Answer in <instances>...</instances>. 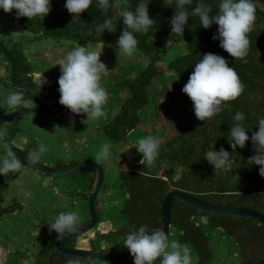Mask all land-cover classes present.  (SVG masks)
Returning <instances> with one entry per match:
<instances>
[{"label": "trees", "instance_id": "trees-1", "mask_svg": "<svg viewBox=\"0 0 264 264\" xmlns=\"http://www.w3.org/2000/svg\"><path fill=\"white\" fill-rule=\"evenodd\" d=\"M65 2L66 0H51V10L43 19L17 18L15 9L9 14L21 29L23 37H27L28 43L51 39L79 45L103 44L118 49L117 40L125 26L119 15L120 8L114 0H110V7L106 12L98 7V0H93L89 9L80 14V19H73V15L64 6ZM200 2L201 0H192L191 4L185 6L190 16L181 37L171 33L170 20L175 13V0H151L148 11L154 19V24L147 33L135 34L138 50L134 54L133 64L138 70L135 71L134 77L121 79L120 86L126 95L120 101L117 116L103 132L113 142H125L133 131L149 122L150 116L145 114L149 107L154 106L152 98L155 94V81L161 80L159 65L164 66L169 74L167 81L174 85V100L183 97L182 88L194 70L195 63L203 54L209 52L224 56L228 60L229 66L235 68L245 85L244 91L234 100L226 101L222 110L206 121L195 117L192 102L188 99L183 106L182 117L177 121L178 130L161 145L155 167L142 165L140 160L131 165L120 166L118 177L124 197L120 218L124 217L126 223L116 233L105 235L104 238H110L114 234L125 238L128 232L138 229L143 223L153 228H161V203L172 191L184 192L208 204L250 209L264 215V177L259 175L258 165L248 163L249 157L256 151L251 142V135L258 131L259 118L264 117V0H255L256 20L249 33L248 55L243 59L233 58L219 47V40L213 39L217 25L213 24L204 29L200 26L199 17L191 15L192 9ZM203 2L211 5L210 15H214L219 0ZM138 3L139 0H128L127 6L135 10ZM108 17L112 18L116 31L97 32L96 26ZM22 39L12 41L10 49L2 42L1 44L13 59L17 82L29 83L32 82L31 66L26 61ZM178 46L181 50L172 53L168 58L169 51ZM0 67L5 70L3 78L0 77L4 84L2 87L9 86L8 67L3 57ZM173 81L177 82L173 84ZM56 88L57 85L54 84L49 90L55 92ZM40 107H45V104ZM237 111L244 113L243 121H234L233 117ZM4 114H0V117ZM235 123L242 124L249 135V141L243 148L237 146L233 149L229 141V131ZM164 132L165 129L161 135ZM161 135L157 134L158 138ZM212 146L217 151L223 146L231 154L229 164L214 169V166L204 159L206 151ZM75 165L77 164H72ZM90 177L86 182L89 191L94 175ZM6 190L7 185L0 175V221L6 214L20 208L18 203L4 206ZM41 227L49 230L46 223ZM169 230L176 240L187 242L191 246L199 258L197 264H206L211 258L210 241L211 235L215 234L233 239L237 246L235 253L238 254L239 264H247L264 253V229L255 221L208 215L177 200L171 205ZM56 235L52 231L43 241L35 264H48L47 258L55 252ZM75 239L69 240L65 247L75 249ZM101 253L120 252L113 247ZM71 259L59 257L54 263L73 264ZM74 260L83 261L75 258Z\"/></svg>", "mask_w": 264, "mask_h": 264}, {"label": "clouds", "instance_id": "clouds-1", "mask_svg": "<svg viewBox=\"0 0 264 264\" xmlns=\"http://www.w3.org/2000/svg\"><path fill=\"white\" fill-rule=\"evenodd\" d=\"M120 8L119 15L122 17V32L117 40L118 49L128 57L137 52L138 39L136 33H147L154 24L150 17L148 5L151 0H139L135 10L128 7V0H114ZM93 0H66L65 8L73 15V19H80V14L92 5ZM192 0H175V13L170 20L171 33L183 37L185 26L189 21L190 13L185 7ZM98 7L105 10L110 7V0H98ZM0 9L4 12L16 10V16L35 17L43 19L51 10V0H0ZM211 5L201 0L191 11V15L198 16L200 26L204 29L213 24L218 26L213 39L219 40V47L229 56L243 59L248 55L250 48L249 33L252 31L256 20L255 0H219L218 9L214 15ZM116 31L111 17L103 20L96 26L97 32ZM102 49H89L88 46L80 45L70 49L58 62L60 76L58 78V91L60 94L59 104L66 107L74 114H86L88 121L98 120L105 115L104 106L108 102L109 94L101 85L102 74L107 67L101 61ZM5 73L0 70V76ZM44 73L33 83L39 90L47 84ZM245 85L240 80L235 68L229 66L228 60L221 55L209 52L202 55L195 63L194 70L182 88L191 100L195 117L200 121H206L222 110L226 101L234 100L243 91ZM10 107L23 106L25 109L36 107L32 98H26L25 91L19 90L10 93L6 98ZM234 121H243L245 115L237 111ZM166 124L164 118L158 119ZM258 131L251 135V142L255 146V154L248 159L250 165L259 166V175L264 177V117L258 120ZM231 147L243 148L249 135L246 128L235 123L229 131ZM161 139L151 134L140 138L136 144V151L141 154L139 161L142 165L151 166L159 157ZM111 142L103 143L95 154L97 161L111 163ZM47 152V147L40 144L32 149L22 161L13 151L11 143L0 144V175L7 176L9 173H17L26 165H36ZM214 169L225 167L229 164L231 154L223 148L206 151L205 157ZM124 168V167H121ZM80 223L79 210L61 211L49 225V232L54 231L56 240H62L65 236L74 233ZM123 246L133 257V264H197L198 256L194 257L192 248L187 242L176 239L169 241L168 234L159 227H150L143 223L138 229L128 232L123 239ZM159 258V260H158ZM79 264V262H77Z\"/></svg>", "mask_w": 264, "mask_h": 264}, {"label": "rangeland", "instance_id": "rangeland-1", "mask_svg": "<svg viewBox=\"0 0 264 264\" xmlns=\"http://www.w3.org/2000/svg\"><path fill=\"white\" fill-rule=\"evenodd\" d=\"M21 32V29L13 22L9 12L6 13L0 9V43L2 42L8 49H10L9 46L12 41L17 42L23 38V50L27 51V49L32 47V52L36 53L43 51L46 53L53 49L62 48L60 50L64 51V53H58L57 57L63 58L66 55V50L69 51L74 47L80 46L78 43L74 42L65 40L58 42L51 39H44L36 42L37 45L35 43L28 44L27 37H23ZM85 46H88L90 50L93 48L102 49L100 59L107 65V72L111 74L115 70H120V80L126 76L128 69L135 62L134 56H125L121 51L120 57H116V52H111L108 45L89 43ZM180 50V46L171 49L167 57L170 58V56L173 55L172 53ZM24 55L26 57L25 53ZM55 60L58 61L56 58ZM1 63L2 56H0V64ZM134 66L135 64H133L132 67L133 72L128 76L134 77L136 75L135 71L138 69ZM163 67V65H159L158 68L161 80L155 81V94L154 98H152L154 106H152V108L149 107V110L145 114L148 117L150 116L148 118L150 120L147 122L150 126L145 124L139 127V129L128 136L125 142H118L115 145V143L109 139L108 135L99 133L102 135L100 137L98 131L90 129L92 126L94 127L98 120L88 121L86 120L87 117H85V121L82 119L79 123V114H74L75 119H69V117L64 115L49 117L41 114H30L20 116L14 119V121L10 120L0 126V138L5 142L11 143L13 147L19 149L26 156L32 149H36L40 144H44L47 147V152L42 156L38 164L43 163L49 168L62 169L70 168L74 163L91 160L101 166L104 171V181L97 196L98 224L89 233L91 235L94 234L98 245L100 244L106 249L113 248L115 245L117 248H115V250L117 252H120V250L128 251L123 246V239L120 242L119 235L100 241L99 233L100 223L103 224L107 221H114L121 225V221L123 220L124 223H126L124 217H122L123 220L120 218V209L124 200L118 177L120 166L131 165L141 160V154L136 151V144L140 138L149 134L158 137L157 134L161 135L163 129H165L163 135L160 136L161 145H163L167 138L175 135L178 130L177 121L182 117L183 106L186 104L187 100L190 99L183 93V97L174 100V85L167 81L169 74ZM35 69L41 74L45 73L47 79L57 80L58 84L56 73L45 69V65L42 63L36 64ZM0 70H3L5 73L4 68L0 67ZM33 74L35 78L36 74ZM104 77L102 76V82H104ZM2 78L0 80V114H6L10 110H17V108L20 109L23 106L10 107L7 104V96L17 90L10 86L2 87ZM176 82L177 81H173L172 83L175 84ZM123 95L124 94L121 93L120 99H123ZM25 96L26 98H32L36 107L42 106L39 102L49 105L52 104L50 100H46V98L37 93L25 92ZM163 118L168 122L162 125L158 119L162 120ZM76 122L79 124H75ZM53 128L54 130H49ZM73 128L77 130V132H73L74 134H72L71 130ZM101 129L100 131L103 132L104 127ZM109 141L112 145L113 161L107 165L103 161H97L95 159V154L103 143ZM87 142L89 146L81 148V143L85 144ZM1 154L2 153H0V155ZM151 166L155 167L154 164ZM88 171H90V169L75 175L60 177L48 175L25 166V168L17 173H9L7 176H3L7 185V190L4 193V206H13L18 203L25 206V208L22 209L20 207L16 211H11L1 219L0 246L8 248L13 243L15 245L19 244L25 247L23 250L34 253L38 243H35L37 240L35 239V234L37 236H42L44 234L41 233L40 229L42 223L49 224L53 222L57 214L61 211L79 210L80 222L83 219L86 221L87 198L85 196L80 198V196L84 194L83 192L87 193V189L83 185V180L85 179V175H87L86 173H90ZM28 187L30 191H32L30 198L27 196L29 191ZM32 233H34L33 237ZM168 238L169 241L176 239L172 237L170 230ZM210 246L211 258L206 264H239L238 254L235 253V251H237V246L233 239L221 234L211 235ZM9 250L11 256L9 255L10 259L8 257V260L12 263L17 259L19 260L21 257H25L20 254L21 250H13V248ZM192 252L194 257H196L195 252L193 250ZM71 261H73V263L76 261L78 262V260H74V258H72ZM122 264H133V262Z\"/></svg>", "mask_w": 264, "mask_h": 264}, {"label": "water", "instance_id": "water-1", "mask_svg": "<svg viewBox=\"0 0 264 264\" xmlns=\"http://www.w3.org/2000/svg\"><path fill=\"white\" fill-rule=\"evenodd\" d=\"M0 54L4 58L8 67V84L15 90H24L25 92H33L36 85L33 82L29 83H18L16 80V70L13 59L6 50V48L0 43ZM35 93V92H33ZM40 96L50 100L52 102L49 107H35L34 109L20 108L11 111L2 117H0V126L4 123L14 120L20 116L30 115V114H41L49 117H57L63 115L64 106L59 104V95L57 92H52L44 87H42L37 93ZM5 141L0 138V144H4ZM12 146V145H11ZM13 147V146H12ZM13 151L16 152L22 161L26 158L20 150L13 147ZM32 169L43 172L52 176H71L80 173L86 169H93L95 171V177L93 185L90 189L87 201L88 210V222L84 225L78 226L74 233L65 236L62 240H56L55 242V252L52 253L48 258V264H55L54 260L59 257H71L79 260L86 261L91 264H122L133 262V257L130 253L125 254H106L98 252H89L79 249H68L65 247V243L71 239L78 238L83 234L90 232L98 224V209H97V196L102 188L104 181V172L101 166L94 161H84L73 167L66 169H52L41 164L26 165ZM177 200L184 203L202 213L218 216V217H228V218H243L253 220L258 225L264 229V215L243 208H232V207H222L200 201L184 192L172 191L169 192L163 199L160 207V227L169 234L170 228V209L172 203ZM247 264H264V253L257 259L247 263Z\"/></svg>", "mask_w": 264, "mask_h": 264}, {"label": "crops", "instance_id": "crops-1", "mask_svg": "<svg viewBox=\"0 0 264 264\" xmlns=\"http://www.w3.org/2000/svg\"><path fill=\"white\" fill-rule=\"evenodd\" d=\"M28 44H30V43H28ZM35 44H36V42H35ZM31 48L30 49H27V51L23 50V52L26 54V57H25L26 58V61L31 66L30 76L32 78V82L35 83L39 79V76L41 75V73L38 72L35 69V65L38 64V63H42L43 65H45V69H48V71H52V72L54 71V73H56L57 77L59 78V76H60V66L58 65V62L61 59V57H57V55H58V53H64V51H61L60 50L62 48H58L56 50L53 49L51 51H47L46 53H44L43 51L36 52L35 53V52H32ZM110 51L111 52H116L115 56L116 57L117 56L120 57V50L119 49H112V48H110ZM67 52H68V50L65 51V54ZM55 58L58 61H56ZM106 67H107V65H106ZM132 67H133V64L128 69V73L126 74V76H124L123 79H125L126 77L127 78H132V76H128L130 73L133 72L132 71ZM33 73L36 74V77L35 78L33 77V76H35ZM44 76L46 77V74ZM102 76L103 77L105 76V77L103 78L104 79V82L101 81V85L107 89L108 94H109V99H108V102L106 103V105L104 106V108H105V115L103 117H101V118L98 119V121L95 123L94 127L92 126L90 128L91 130L98 131V135L100 137L102 135L99 134V133H104V132H101L100 131V130H102L101 128L102 127H104V128L107 127L115 119V117L117 116V114H118V112L120 110V101L122 100V99H120L121 93L124 94L122 96L123 99H124V97L126 95L125 94V90L120 86L121 85L120 84V82H121V80H120V70H115L111 74H109L106 71V72H104L102 74ZM47 81H48V83L45 84L43 87L46 88V89H48V90H49L50 87H53L54 84L57 85V80L55 81V80H49V79H47ZM17 109H19V108H17ZM11 111L12 110L8 111V113L11 112ZM79 117H80V119H79V123H80L82 121V119H83V121H85L86 114H79ZM79 123L76 122L75 124H79ZM87 123H92V122H87ZM85 124H86V122H85ZM148 125L150 126V124H148ZM97 126H98V128H97ZM49 130H54V128L53 129H49ZM71 130H72V134H74L73 132H77V130L75 128H73ZM87 135H89V134H87ZM118 142H120V141H115L113 143H115V145H116ZM88 146H89L88 142L85 143V144L81 143V148H86ZM112 161H113V158H112L111 162ZM41 164L42 165H45L43 163H41ZM74 164H79V163H74ZM105 164L109 165L110 163H105ZM62 169H66V168H62ZM86 174L87 175L85 176V179L83 180L84 181L83 182V185L87 189L86 190L87 193L83 192L84 194H82L80 196V198L85 196L87 198V201H88V195H89V192L90 191L87 188L86 182L88 181L89 177L93 175V173L90 172V173H86ZM54 190H55V188H54ZM31 194H32V191H30V188H29V191L27 193V196L30 198L31 197ZM22 201H24V200H22ZM19 206L22 209L25 208V206H23L22 204H19ZM97 209H98V205H97ZM86 217H87V220L84 221V219H83L79 223L78 226L84 225V224H86L88 222V210H87ZM43 222H46V221H43ZM121 222H122L121 225L119 223L114 222V221L113 222L107 221V222H104L103 224L100 223L99 224L100 241H102V239H106V238H104L105 235H109L110 233H116L124 225V222L123 221H121ZM42 225H43V223H42ZM40 229H41V233H44V234L42 236H37L35 234V239H37L35 243H37V242L38 243H37V247H36V250H35L34 253L33 252H29L28 250H23L25 247H23V245H19V244L15 245L13 243V244H11V246L8 247L9 249L13 248V250H15V249L18 250V251L21 250L20 251V254L25 256L24 258H22V257L19 258V260L17 259L14 263H12L9 260V264H35V262H36V260L38 258L37 255H38V253L40 251V247H41L43 241L50 235L49 230L43 229L42 227H40ZM33 235H34V233H32V237H33ZM113 237H117V236L114 234ZM118 237H120V242L122 241V239H124V237H121V236H118ZM35 243H34V245H35ZM65 244H68V241ZM73 244L75 245V249H79V250H83V251L94 252L92 250H96V251H98V253H101L103 250H107L105 247L103 248V246H101L100 244L98 245V243L96 242V238H95L94 234L91 235L89 232L86 233V234H83L82 236H80L78 238H76L73 241ZM104 246H105V244H104ZM114 248H116L115 245H114ZM109 249H111V248H109ZM124 253H129V251H122V250H120V253H118V254H124ZM106 254H108V253H106ZM10 256H11V253H10ZM10 256H9V259H10ZM73 264H77V262H75ZM79 264H91V263H88L86 261H80Z\"/></svg>", "mask_w": 264, "mask_h": 264}, {"label": "built area", "instance_id": "built-area-1", "mask_svg": "<svg viewBox=\"0 0 264 264\" xmlns=\"http://www.w3.org/2000/svg\"><path fill=\"white\" fill-rule=\"evenodd\" d=\"M58 87L59 86L57 84L56 92L60 96ZM63 115L69 117V119H75L74 113H71V111L66 107L64 108ZM9 255H10V250L6 247L0 246V264H9V260H8Z\"/></svg>", "mask_w": 264, "mask_h": 264}, {"label": "flooded vegetation", "instance_id": "flooded-vegetation-1", "mask_svg": "<svg viewBox=\"0 0 264 264\" xmlns=\"http://www.w3.org/2000/svg\"><path fill=\"white\" fill-rule=\"evenodd\" d=\"M56 92V91H55ZM47 100V99H46ZM39 104L40 105H43V104H45V103H43V102H39ZM45 107H49V105L48 104H45ZM87 170V169H86ZM92 170V171H91ZM103 170V169H102ZM85 171V170H84ZM94 170L93 169H90V172L92 173ZM83 172V171H82ZM89 172V171H88ZM104 172V171H103ZM93 175H94V177H95V171L93 172ZM86 176V175H85Z\"/></svg>", "mask_w": 264, "mask_h": 264}]
</instances>
